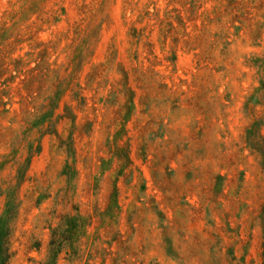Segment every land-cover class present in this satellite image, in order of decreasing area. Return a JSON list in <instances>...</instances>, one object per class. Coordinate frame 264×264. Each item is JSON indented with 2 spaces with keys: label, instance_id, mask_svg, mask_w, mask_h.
<instances>
[{
  "label": "rangeland",
  "instance_id": "374dc122",
  "mask_svg": "<svg viewBox=\"0 0 264 264\" xmlns=\"http://www.w3.org/2000/svg\"><path fill=\"white\" fill-rule=\"evenodd\" d=\"M0 234V264H264V0H0Z\"/></svg>",
  "mask_w": 264,
  "mask_h": 264
},
{
  "label": "trees",
  "instance_id": "16d2710c",
  "mask_svg": "<svg viewBox=\"0 0 264 264\" xmlns=\"http://www.w3.org/2000/svg\"><path fill=\"white\" fill-rule=\"evenodd\" d=\"M1 234L3 235V232H1ZM1 234H0V237H1ZM0 240H1V239H0ZM0 251H1V253H2V257L0 258V263H3L4 260H5L6 257H7V254H6V249H5V247H3L2 244H0ZM3 255H4V256H3Z\"/></svg>",
  "mask_w": 264,
  "mask_h": 264
}]
</instances>
